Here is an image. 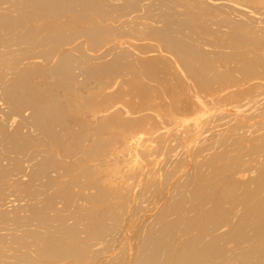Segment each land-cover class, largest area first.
I'll return each mask as SVG.
<instances>
[{
	"label": "bare ground",
	"instance_id": "6f19581e",
	"mask_svg": "<svg viewBox=\"0 0 264 264\" xmlns=\"http://www.w3.org/2000/svg\"><path fill=\"white\" fill-rule=\"evenodd\" d=\"M0 264H264V0H0Z\"/></svg>",
	"mask_w": 264,
	"mask_h": 264
}]
</instances>
